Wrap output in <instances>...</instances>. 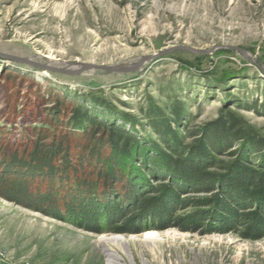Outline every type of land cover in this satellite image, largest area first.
Segmentation results:
<instances>
[{"label": "rangeland", "instance_id": "rangeland-1", "mask_svg": "<svg viewBox=\"0 0 264 264\" xmlns=\"http://www.w3.org/2000/svg\"><path fill=\"white\" fill-rule=\"evenodd\" d=\"M223 46L247 50L264 67V0H0V54L104 66L151 57L139 73L77 78L0 57V163L31 148L39 134L68 135L74 154L81 151L88 121L67 126L79 107L135 137L144 150L140 163L138 155L122 162L126 177L115 194L81 192L39 176L22 201L0 196V264H111L97 244L101 235L116 234L108 232V222L124 238L155 232L163 242L153 249L112 246L111 254L127 264H264V238L247 239L240 221L257 224V204L226 206L219 185L210 191L174 180L161 158L149 161L168 153L154 120L168 123L184 148L201 140L200 128L228 112L264 137V72ZM209 153L217 163L264 161V153L250 154L246 141ZM149 166L160 176L148 173ZM132 192L134 204L126 198ZM108 205L114 211L105 215ZM128 206L136 210L126 216Z\"/></svg>", "mask_w": 264, "mask_h": 264}, {"label": "trees", "instance_id": "trees-1", "mask_svg": "<svg viewBox=\"0 0 264 264\" xmlns=\"http://www.w3.org/2000/svg\"><path fill=\"white\" fill-rule=\"evenodd\" d=\"M62 113L61 109L56 112L53 121H58ZM72 114L73 118L69 119L67 125L69 127H84L82 119L88 121V130L82 134L85 141L83 149L74 154L77 151L74 152L71 137L68 135L55 137L53 133L39 134L31 148L27 146L22 152L15 151L0 163V167H3L0 172V196L13 201H22L20 197L26 196L28 190H32V184L38 178H42L39 176H44L51 184L57 181L58 185L76 187L81 192L94 193L96 190L104 189L106 193L115 194L114 189L122 185L126 177L122 162L125 159L132 160L138 155L137 161L140 163L143 148L135 137L114 125L93 120L80 107ZM53 121L49 124L52 127ZM152 126L160 135V140L165 143L168 153L163 152L161 157H150L149 161L161 158L167 164L174 180L196 182L210 191L217 189L219 185L223 191L220 202L225 201L226 206L241 207L248 202L257 204L258 208L254 214L259 222L252 224V218H242L240 221H243L242 225L247 228V239L264 238V161L257 163L237 159L228 164L217 163L209 153V150L218 154L226 153L240 141H246L250 154L264 153V137L259 136L243 118L230 112L223 113L216 121L200 128L197 133L201 136L199 138L201 140L190 148H184L179 134L165 121L154 120ZM50 139L52 141L47 143L46 140ZM154 148L160 151L158 147L154 146ZM186 148L190 151L185 150ZM214 168L216 170L212 171ZM146 170L157 177L161 174L155 167L149 166ZM129 185L133 183L130 182ZM219 196L218 194L216 197ZM137 197L133 192L126 196L128 202L133 204L136 203ZM141 200L149 205L154 202L147 198H139V201ZM123 201L127 202L126 199L121 202ZM111 207L108 205L105 215L114 211V207ZM128 207L130 208L127 209L126 216L136 210L134 207ZM108 224L111 227L108 232L116 234L122 232L114 226V222Z\"/></svg>", "mask_w": 264, "mask_h": 264}, {"label": "water", "instance_id": "water-1", "mask_svg": "<svg viewBox=\"0 0 264 264\" xmlns=\"http://www.w3.org/2000/svg\"><path fill=\"white\" fill-rule=\"evenodd\" d=\"M222 48V47H221ZM223 48H226L231 51H235L239 54H241L247 61H250L251 63L259 66L261 71L264 72V67L258 65V63L251 57L250 53L242 48L235 47V46H223ZM181 49L189 50L192 52H197L200 54H208L209 52H202L198 51L193 48H187L183 47ZM218 48H213L211 51H215ZM171 50H167L165 52H162L161 55H166ZM0 57H3L9 61H12L18 65H23L28 68H34L38 69L48 75H57V76H63L68 78H77L79 76H83L89 73H102V74H118V75H127L132 73H139L142 71L143 66L151 60L149 58H142L137 60L134 63L128 64V63H122L117 65H111V66H104V65H95L90 63H67L62 60H55L52 58H49L48 56L43 57H23V56H17V55H10V54H0Z\"/></svg>", "mask_w": 264, "mask_h": 264}, {"label": "bare ground", "instance_id": "bare-ground-1", "mask_svg": "<svg viewBox=\"0 0 264 264\" xmlns=\"http://www.w3.org/2000/svg\"><path fill=\"white\" fill-rule=\"evenodd\" d=\"M115 12V11H114ZM246 17L249 16V14L244 15ZM49 57V56H48ZM50 58V57H49ZM97 244L100 246V248L106 252L108 257L112 259L111 264H127L123 258H120L118 255L111 254L110 250L112 246L120 248V250H124L125 247H130L133 244H139L143 248L146 249H153L158 247L159 245H162V240L159 239L158 235L155 232H148L145 237L142 239H138L136 237L132 238H124L118 234L115 235H101L97 238Z\"/></svg>", "mask_w": 264, "mask_h": 264}]
</instances>
